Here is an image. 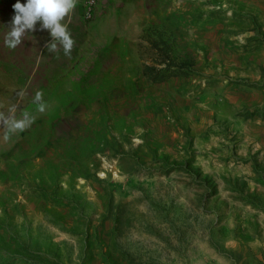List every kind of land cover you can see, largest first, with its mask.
<instances>
[{"label": "rangeland", "instance_id": "obj_1", "mask_svg": "<svg viewBox=\"0 0 264 264\" xmlns=\"http://www.w3.org/2000/svg\"><path fill=\"white\" fill-rule=\"evenodd\" d=\"M37 25L0 31L36 116L0 127V264H264V0H98L39 63Z\"/></svg>", "mask_w": 264, "mask_h": 264}, {"label": "clouds", "instance_id": "obj_2", "mask_svg": "<svg viewBox=\"0 0 264 264\" xmlns=\"http://www.w3.org/2000/svg\"><path fill=\"white\" fill-rule=\"evenodd\" d=\"M78 0H26L25 3H16L12 5L13 16L8 31L3 34V44L9 50H15L24 40L27 33L36 30L37 22L43 30H48L51 36V42L45 44L49 52L57 53L60 50L66 57L71 56V50L75 45L72 38L69 24L71 23V14L76 8ZM67 18V22L66 21ZM35 40V37L32 36ZM27 93L21 89L17 96L22 100ZM33 102L37 104V111L43 113L46 103L43 101V92L37 90L33 97ZM3 105H0L2 108ZM17 104L9 107L7 113L0 111V127L6 130L5 138L27 130L36 119V116L23 111L19 117L16 115Z\"/></svg>", "mask_w": 264, "mask_h": 264}, {"label": "crops", "instance_id": "obj_3", "mask_svg": "<svg viewBox=\"0 0 264 264\" xmlns=\"http://www.w3.org/2000/svg\"><path fill=\"white\" fill-rule=\"evenodd\" d=\"M25 2L26 0H20V3H25ZM14 3H16V0H0V31H4V33L8 31L12 16L14 14L13 9H12V5ZM72 18L77 20L78 23H82L79 18V9L77 7L74 9L73 13L71 14V19ZM65 22H67V18ZM37 24H38L37 30H38L39 35L49 37L48 39L42 40L41 42H39L38 43L39 46L37 45L38 47H37V55H36L35 61L36 63H39V62L45 61V51H46L45 44L51 42L50 41L51 36L49 33L47 32L45 33V30L41 29L40 22H37ZM32 36L36 37V33L34 31L31 33H27L21 44L34 45L35 42L37 43V40L36 39L33 40Z\"/></svg>", "mask_w": 264, "mask_h": 264}, {"label": "built area", "instance_id": "obj_4", "mask_svg": "<svg viewBox=\"0 0 264 264\" xmlns=\"http://www.w3.org/2000/svg\"><path fill=\"white\" fill-rule=\"evenodd\" d=\"M98 0H78L79 18L82 23L88 22L97 6Z\"/></svg>", "mask_w": 264, "mask_h": 264}]
</instances>
